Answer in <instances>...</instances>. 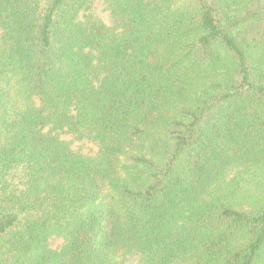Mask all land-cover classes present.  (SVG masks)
<instances>
[{
  "label": "trees",
  "instance_id": "obj_1",
  "mask_svg": "<svg viewBox=\"0 0 264 264\" xmlns=\"http://www.w3.org/2000/svg\"><path fill=\"white\" fill-rule=\"evenodd\" d=\"M0 264H264V0H0Z\"/></svg>",
  "mask_w": 264,
  "mask_h": 264
},
{
  "label": "rangeland",
  "instance_id": "obj_2",
  "mask_svg": "<svg viewBox=\"0 0 264 264\" xmlns=\"http://www.w3.org/2000/svg\"><path fill=\"white\" fill-rule=\"evenodd\" d=\"M97 10H98V12H100L102 15H105L104 13H103V5H102V3H100V2H98L97 3ZM82 146V144H80V143H75V145H74V147L75 148H78V147H81ZM93 147H92V144H86L85 146H84V150L86 151V152H88L90 149H92ZM59 244H61V241H59V240H55V241H53L52 242V246L53 247H57Z\"/></svg>",
  "mask_w": 264,
  "mask_h": 264
}]
</instances>
